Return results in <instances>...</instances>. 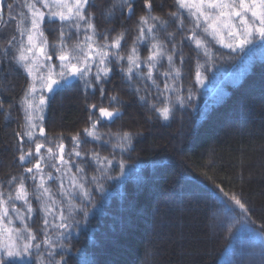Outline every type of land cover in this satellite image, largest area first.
<instances>
[{
  "label": "trees",
  "instance_id": "1",
  "mask_svg": "<svg viewBox=\"0 0 264 264\" xmlns=\"http://www.w3.org/2000/svg\"><path fill=\"white\" fill-rule=\"evenodd\" d=\"M24 3L5 1L8 23L0 28V190L5 196L14 193L23 176L34 208L32 228L41 240L43 213L36 199L37 180L25 171L38 157L26 137L21 142L17 136L25 131L21 101L31 85L30 76L14 59L21 38L16 29L27 15ZM94 3L97 7L89 11L96 13L97 30L112 29L109 43L124 31L119 52L127 57L138 35L139 17L149 15L144 0H134L132 13L127 6H117L112 16L107 15L108 9L119 0ZM151 3V15L168 21L166 29L157 25L156 41L166 47L152 80L137 74L129 80L127 58L116 61L113 57L102 84L91 80L89 86L82 79H71L49 96L44 135L39 134L37 140L53 152L63 143L72 170L84 177L89 193L88 200H78L82 209L69 220L70 235L58 257H64L66 264H237L229 254L233 228L226 215L238 206L231 197L245 205L249 225L264 236V58L255 59L237 83L230 78L224 81L221 99L213 103L198 83L196 74L207 58L201 50L197 58L195 43L184 40L182 53L178 45L174 63L180 75H163L170 71L167 55L172 54L173 43L191 34L192 22L184 12L182 32L167 15L176 11L174 0ZM8 5H13L11 20ZM58 29V23L48 20L43 25L52 51ZM167 33H174L175 39L170 40ZM13 36L16 39L8 45ZM96 39L103 43L102 35ZM203 39L213 50L215 62L228 57L229 71L238 54L207 36ZM68 44L72 45V39ZM151 44L150 38L136 44L140 59L148 57ZM165 84L171 86L170 91ZM112 96L117 99L111 101ZM101 107L119 109V114L111 119L101 117ZM163 107L170 109L167 119L159 111ZM94 122L100 140L84 131L91 130ZM124 133L130 134L129 140L121 141ZM76 135L80 144L75 151L80 157L69 155L74 149L71 137ZM21 144L24 152L32 149L33 153L23 162L19 160ZM93 153L102 160L107 157L104 167ZM77 166L84 171L77 172ZM45 171L55 177L50 183L58 196V172ZM13 176L17 179L9 185Z\"/></svg>",
  "mask_w": 264,
  "mask_h": 264
},
{
  "label": "snow or ice",
  "instance_id": "2",
  "mask_svg": "<svg viewBox=\"0 0 264 264\" xmlns=\"http://www.w3.org/2000/svg\"><path fill=\"white\" fill-rule=\"evenodd\" d=\"M176 11L169 12L167 15L172 19L174 23H176L178 30L184 31V12L186 11L189 19L192 21L191 28L188 31L191 33L190 35H183L180 41L173 43L172 46V54L167 55L169 69L170 71H166L163 73L165 77L172 76L174 73L176 77L180 75L181 69L176 67L174 63V55L177 53L178 45L179 49L182 53V45L183 41L187 40L190 43H195L197 49V58H199V50H203L204 56L207 57L209 55V50L205 46L207 41L203 39V34L211 35L218 43L225 44L228 48H241L243 49L246 45L253 42V36L258 35L260 40H264V0H174ZM134 0H119V3H113L108 9V16H112L115 8L119 6L121 9L124 6H127V10L129 13L133 12L132 4ZM144 4L146 9H148L149 15L140 16L137 23L138 35L133 41V47L131 49V53L125 57L121 55L119 52L120 49V41L124 39V31L120 32L114 39H112L111 43H109V32L112 29H105L103 32H99L97 30V25L95 23L96 13L94 11H89L90 8L95 9L97 5L94 3V0H25L24 7L27 8L29 15H26L18 24L17 31L21 37V45L19 48V55L14 57L16 62L20 64L24 70L28 73L29 76L33 75V66L36 64L37 57L29 56L28 53H33L34 50L38 51L44 59L51 61L52 55L47 53V45L48 40L44 36V30L42 25L45 23L47 19L49 23H58L59 24V35L57 37V41L53 43V54L57 56V59L60 61L59 67L62 69H70L71 71L66 75L64 71L59 73L61 77L60 80L54 79L53 76L55 73L50 69L47 77L41 76L40 79L42 81V87H46L48 91H53L54 86H64L68 81L69 77H79L81 79H85L86 85L91 86L90 81L94 80L98 84H102V77H107L111 71V69L107 66L112 62L113 57L116 61L123 60L127 58L128 60V68L126 69L129 74V80H131V74L133 73V68L139 67L140 58L137 54L136 44L139 42H143L146 39L150 38L152 40L157 39L156 29L157 25L162 29H166L168 21L162 19L160 16L151 15L152 3L151 0H144ZM163 5H161L162 7ZM13 5H8L9 9V20L13 19L11 16V10ZM46 10V11H45ZM103 15V13H102ZM149 20L154 21L156 23H149ZM28 22V27H24V22ZM201 21H203V26L201 25ZM8 23V20H4L3 16H0V25ZM67 29V30H66ZM198 29H202L201 32L198 33ZM74 30V31H73ZM83 30L84 36L83 39H79L80 33ZM147 33V36H146ZM225 33H227L228 43H225ZM27 35V47L23 44V37ZM75 35L77 37V41L74 45L69 47L68 41L72 39V36ZM103 36V43H97L96 37ZM170 40H174V33H167ZM39 38H43L40 44H37V40ZM16 37L13 36L8 40V45H11L13 40ZM152 53L145 58L143 61L147 67L148 72L141 73L137 72L138 76H145L147 79H152V70L156 65V62L159 57L165 55V47L162 45V42L153 43L151 45ZM110 48H115L117 51L109 52ZM180 63L183 64L185 57L184 55H180L179 57ZM31 60V63L29 61ZM95 65L96 71L92 72V68ZM55 67V66H52ZM122 71L125 69L122 68ZM91 74V76L89 75ZM197 79H199L200 74L197 72ZM35 79V78H34ZM155 84L156 81L153 80ZM70 87V85H67ZM165 88H168V85L165 84ZM101 96L104 95V88L101 86L99 88ZM138 91V90H137ZM37 92V88L35 83L33 82L28 89L25 90L24 97L21 101L23 105V111L25 112V131L23 135L17 133V136L20 137L21 142H23L24 137H27L30 142H34L35 137V129L37 128V124L34 122L39 119L43 120V116L39 115L42 111L43 106L46 104V97L41 95L39 99V104L34 103L35 94ZM111 101H115L117 98L112 96L109 98ZM2 106V104H0ZM92 108H95L96 105H91ZM161 115L167 119L170 115V109L168 107H163L159 109ZM101 117H107L109 119L117 116L119 114V109L114 111H109L107 108L101 107L99 109ZM36 113L37 115H34ZM96 123L92 124V129H85L84 131L88 136L93 137L95 140H100L101 137L95 132ZM39 134L41 136L44 135L43 127L39 128ZM57 139H62L61 137H57ZM72 141L74 142V149L72 153L69 155H75L76 157H80L81 153L79 151H75V146L80 144L79 136H72ZM121 141H126L130 139L129 133H124L120 137ZM44 145L41 143H36L35 151L39 153L41 148ZM57 149L59 151L58 159L62 164H68V161L64 159V145L63 143L58 144ZM49 159H52L56 156V153L53 152V148H48ZM20 161H25L28 157L33 155L31 149L28 152H24L21 144L20 149ZM95 160L100 163L107 160V157L101 159L98 153H93ZM43 159V157H41ZM56 168V171L59 172L61 169L56 167L55 164L51 165ZM40 163L37 162L35 168L37 171L40 170ZM26 172L32 173V168L25 169ZM84 169L82 167L77 166V172H83ZM36 177L33 176L32 179ZM17 177L13 176L8 180V184H13L16 181ZM47 179H53L52 175L49 174ZM70 181L73 186L80 187L83 189V185H77L76 177L70 176ZM61 194L68 195L62 187L61 182ZM84 195H87V192H84ZM227 195V193H225ZM29 193L25 188L24 178L21 176L19 178V184L16 186L15 194L13 196L12 193H8L5 196V192L0 190V224L7 222L11 224L12 221L7 219L9 217V207L11 204V212L17 215V218L22 222L24 221V216L19 213V211L15 208V201H23L26 205V211L29 216L33 213V208L29 201ZM36 198L40 201V210L43 213V226L39 229L43 233V239L40 243H30L25 242L22 246L17 245L15 243H10L5 246L4 257H16L22 256L25 253L31 252V249L35 247L38 252L41 249L42 245L47 246V259L46 264H66L64 257H61L59 260L54 258L53 250L56 247H63V244L57 245V243L53 240L52 236L48 232L49 227L64 229L68 227L66 223L68 217L64 215L63 209L58 210V215L54 206L56 205V200L53 198V194L51 189L45 187V178L43 176L40 177V184L36 188ZM234 202L245 212L247 209L243 203L235 196L231 197ZM49 216H53L55 219L59 220L58 224H50ZM9 240H12L11 233H28V240L35 241L36 235L32 232V230L28 227L26 223L23 224L21 229L9 228ZM63 237L62 232H57L55 235L56 240H60ZM38 264H45V259L42 258L41 255L37 256ZM0 264H7L6 260L3 257H0Z\"/></svg>",
  "mask_w": 264,
  "mask_h": 264
},
{
  "label": "rangeland",
  "instance_id": "3",
  "mask_svg": "<svg viewBox=\"0 0 264 264\" xmlns=\"http://www.w3.org/2000/svg\"><path fill=\"white\" fill-rule=\"evenodd\" d=\"M185 13L187 14L186 11H185ZM27 15H29L28 10H27ZM46 21H47V19L45 20V22ZM43 25H42V28H43ZM201 25L203 26V21H201ZM28 26H29L28 22L25 21L24 27H28ZM198 31L201 32L202 29H198ZM203 35L207 36V38L211 39L215 44H217L221 48H223L229 52L238 54L236 62L232 65L231 69L228 71V65L231 63V62H228L229 61L228 57L226 60L219 61V63L215 62V60L213 59V57H215L213 50L208 46L207 43L205 45L209 50V55L206 57L207 62L204 64L205 67L203 66L202 67L203 69L199 70L200 77L198 79V83H199L200 88L204 92H207V91L209 92L208 97H211L212 100L214 99L213 100V103H214L215 101H219L221 99V95L223 93L222 86H223L224 81H228V79L230 78L231 80H233L232 83H237L240 79H242V77L245 75V73L249 70L251 63L255 59L264 58V40H260L259 36L254 34V36L252 38L253 39L252 43L246 45L243 49H241L239 47L233 49V48L226 47L225 44L218 43L211 35H208V34H203ZM83 36H84V32L82 30L80 33L79 39L82 40ZM42 39L43 38H39L37 40V44H40ZM76 41H77V37L75 35H73L72 45H74L76 43ZM21 42L22 41L20 38V41H19L18 46L16 48V52L18 55H19L18 50L20 48ZM96 42L100 43L97 41V39H96ZM228 42H230V41H228L227 33H225V43H228ZM153 43H157V41L152 40V44ZM23 44L25 47L28 46L26 34L23 37ZM72 45H69V47H71ZM115 51H117V49H115V48L109 49L110 53L115 52ZM152 51H154V49H152V47L150 46L148 56L152 53ZM201 51L203 52L202 49H201ZM47 53L49 55H52L51 61L44 59V57H42L40 55V53L36 50H34L33 53H28L29 56L34 55L37 57L36 64L33 66V75L30 76L31 84L34 82L36 85V88H37L34 103L39 104V99H40L41 95H43L47 98L45 106H43L42 111L39 113V115L43 116V120L40 121L39 119H37L34 121L37 124V128L34 130L35 131L34 142H30L28 140V138L26 137L27 141L31 144V148H33L34 151H35L36 143L42 144L41 140L38 141L37 139H38V135H39V128L42 127L43 121H44L46 113H47V108L49 105V96L53 93L54 90L58 89L59 87H63V86H54V90L50 92V91H48V89L46 87H42V81H41L40 77L44 76L46 78L48 73H49V70L51 69L55 73L53 78L60 80L61 77L59 76V73L61 71H64L66 75L71 71L70 69L65 70V69H62L61 67H59L60 61L57 59V56L53 54V51L51 50L49 43L47 45ZM143 61L144 60L141 58L138 69L133 68L132 74H137V72L143 73L144 68L146 70L145 73L148 72V67ZM160 61H161V58L159 57L157 62H156L155 67L152 70V79H153L154 72L156 71V69L161 64ZM29 63H31V60L29 61ZM52 66H55V67H52ZM95 71H96V67L94 65L92 68V72L95 73ZM89 75L91 76V74H89ZM76 78L81 79L79 77L70 76L68 81L71 79H76ZM82 80L85 81V79H82ZM170 90H171V86L168 87V91H170ZM34 115H37V114L34 113ZM47 150H48V148L43 147V148H41L39 153H36V151H35V153L38 157L37 162H39L40 166H41L40 170L37 171V169L35 168V165L37 162L30 168L33 169V172L31 174L36 177L35 183L37 180L36 188L40 184V177L43 176L45 178V187H48L51 189V192L53 194V198L57 202L56 205L54 206V209L56 210L57 215H58V210L63 209L64 215L66 217H68V219L66 221V223L68 224L67 228H64V229H58V228H53V227L48 228L49 234L52 236L53 240L57 243V245L63 244V247L58 246L53 250L54 258L56 260H59L60 258L58 257V253L65 249L64 241L70 235L69 233L71 231V227L69 225V220L71 221V218H73L75 216L76 210L80 211L82 209L81 206H78V200H79V202H83V200H88L89 193H88V190H87V188L84 184V181H83L84 177L83 176L80 177L74 170H72V168H73L72 167V161H70L69 158L67 157L65 149H64V159L66 161H68V164H62L61 161L58 159V156L60 154L58 149H56V151L54 152V153H56V156L53 157L52 159H49V155H48ZM31 151H32V149H31ZM31 157H28V158H31ZM41 157H43V159H41ZM52 164H55L56 167H59L61 169V171L58 172L59 178L57 179L58 186H59L58 196L57 195L55 196L56 191L53 190L51 183H50V180L47 179L48 175L51 173L45 171V170H49V168H52L54 171H56V168L51 166ZM99 164L104 167L103 162H101ZM73 175L76 177L77 185L82 184L83 189H81L78 186H76V187L73 186L72 182L69 179V177L73 176ZM52 177L55 178L54 176H52ZM61 182H62L63 190L68 195H62L61 194ZM25 188H26V186H25ZM26 190H27V188H26ZM85 191L87 192V195H84ZM12 194L14 196L15 192ZM28 198H29V201H30L31 206L33 208V203L31 202V199H30V193H29ZM14 203H15V208L19 211L20 214H22L24 216L25 219L23 222L20 219H18L17 215L15 213L11 212L12 205L11 204L8 205L9 217L7 219L11 220L12 223L8 224L7 222H5L3 224H0V257H3L6 260V262H9V261L17 262V263H34L35 262L36 264H38L37 256L41 255L42 258L45 259V264H46V259L48 256V253L46 250L47 249L46 245H42L39 252L35 247H33L31 249L30 254L25 253L22 256H16V257H11V258L3 256L4 251H5V246L9 245L10 243H15L17 245L22 246L26 241L35 244V243H40L41 240L43 239V233H42V237L40 240L38 238L39 236H37V234L35 233V230H33V228H32V226H33L32 225V221H33L32 219L34 217V215H33L34 208H33V213L31 214V216H29L27 211H26V205L24 204L23 201L17 200ZM39 205H40V201H39ZM226 220L230 223V225L233 228V242H232V245L230 247V253L229 254L236 260L237 264H264V236L261 235L260 233H258L257 231H255L253 228H251V226L249 225V223L246 219L245 211L243 209H241L239 206H236V211H234L232 213H228L226 215ZM49 221H50V224H58L59 223V220L55 219L53 216H49ZM24 223H26L28 225V227L32 230V232L36 235V240L35 241H29L27 232H23V233L13 232V233H11L12 240H9L10 234L8 232V229L9 228L21 229L23 227ZM42 226H43V223H42ZM57 232L63 233V237L60 240L55 239V235Z\"/></svg>",
  "mask_w": 264,
  "mask_h": 264
},
{
  "label": "water",
  "instance_id": "4",
  "mask_svg": "<svg viewBox=\"0 0 264 264\" xmlns=\"http://www.w3.org/2000/svg\"><path fill=\"white\" fill-rule=\"evenodd\" d=\"M6 0H0V16H3L4 20H5V10H4V4H5ZM3 25H0V28Z\"/></svg>",
  "mask_w": 264,
  "mask_h": 264
}]
</instances>
